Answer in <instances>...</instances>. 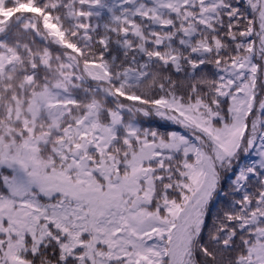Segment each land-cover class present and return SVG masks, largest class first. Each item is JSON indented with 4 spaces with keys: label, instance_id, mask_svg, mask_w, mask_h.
Returning a JSON list of instances; mask_svg holds the SVG:
<instances>
[{
    "label": "snow or ice",
    "instance_id": "obj_1",
    "mask_svg": "<svg viewBox=\"0 0 264 264\" xmlns=\"http://www.w3.org/2000/svg\"><path fill=\"white\" fill-rule=\"evenodd\" d=\"M0 264H264V0H0Z\"/></svg>",
    "mask_w": 264,
    "mask_h": 264
}]
</instances>
